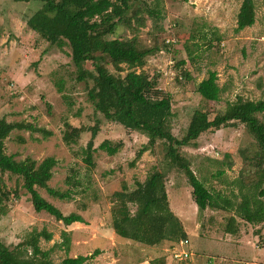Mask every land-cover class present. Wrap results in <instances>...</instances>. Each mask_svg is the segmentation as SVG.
I'll use <instances>...</instances> for the list:
<instances>
[{"label":"rangeland","instance_id":"obj_1","mask_svg":"<svg viewBox=\"0 0 264 264\" xmlns=\"http://www.w3.org/2000/svg\"><path fill=\"white\" fill-rule=\"evenodd\" d=\"M243 3L244 0H134L132 12L128 13L131 23H118L115 33L108 36H137L140 48H158L147 55L143 70L157 78L161 90L171 94L175 113L172 128L178 138L185 134L198 108L213 118L230 111L238 96L264 98V0H253L247 12V21L253 22L240 28ZM41 5L40 1L0 0V119L30 122L53 133L45 136L40 131L15 129L5 141L6 152L15 154L17 160L32 158L37 163L53 156L57 163L48 184L70 190L71 196L60 199L45 188L38 190L64 214L76 212L85 222L65 225L46 211H35L23 177L6 172L1 179L10 196L0 201V240L15 248L30 240L34 232L46 230L52 233V239L41 236L40 246L50 251L49 258L54 262L67 256L90 255L99 249L100 253L87 264H137L146 259L151 264H264V223L250 229L235 210L208 207L200 211L185 173L168 167L162 142L138 157L148 138L95 111L88 96L93 75L86 81L77 79L78 68L92 70V63L75 62L69 46L52 45L27 25L28 17ZM138 8L143 25H138L134 17ZM149 8L158 9L159 18L149 14ZM108 67L120 73L111 64ZM211 71L217 72V82L223 87L218 101L206 100L197 91L198 83ZM61 81L63 91L58 90ZM258 117L264 122V112ZM97 120L100 131L94 146L105 139L122 145L114 155L96 149L94 166H88L83 150L91 139L89 128ZM66 122L86 128L76 143L63 140ZM180 151L208 188L229 197L234 208L241 201L240 189L246 192L254 188L264 172L258 142L242 123L206 131L196 144ZM218 170L223 174L214 177ZM160 171L165 173L169 207L183 223L187 238L183 243L162 240L158 247H149L116 235L112 226L119 214L115 193L124 188L132 190L137 182ZM129 210L134 213L136 206L129 204ZM232 215L236 218L234 226L248 235L243 237V252L237 250L238 254L223 243L228 242L226 226ZM256 233L258 237L253 236ZM175 250L192 252V258L180 260L174 257ZM225 251L229 256H239L227 259ZM26 255L30 256V246Z\"/></svg>","mask_w":264,"mask_h":264},{"label":"trees","instance_id":"obj_2","mask_svg":"<svg viewBox=\"0 0 264 264\" xmlns=\"http://www.w3.org/2000/svg\"><path fill=\"white\" fill-rule=\"evenodd\" d=\"M15 1H40L41 7L28 17L27 25L52 45L61 48L69 46L71 57L75 62L92 63V70L78 68L77 79L86 81L93 75L94 84L88 88V96L97 113L102 114L108 121L118 122L125 128L138 131L148 138L147 143L139 150L138 157L162 142L166 149L168 167H176L185 173L193 188V198L200 211L208 207L235 210L236 216L249 223H264V172L254 188L246 192L243 188L240 189L241 201L234 208V203L229 197L208 188L206 182L191 169L189 160L180 151L184 146L196 144L200 135L206 131L242 123L258 142L261 164L264 161V122L258 117V113L264 112V98L251 100L238 96L231 103L230 111L217 113L213 118H210L207 111L198 108L193 112L185 134L178 138L172 128L175 113L171 94L161 90L157 78L149 76L143 70L147 55L158 48H140L137 36L108 37L115 33L118 23H131L128 13L133 9L134 0ZM252 2L253 0H244L239 19L240 28L253 22L252 19L247 21V12L252 8ZM147 10L149 14L159 18L158 9ZM134 13L137 24L143 25L144 20L138 18L140 9H135ZM110 64L120 73L111 71L108 67ZM124 70L126 73L122 75L121 72ZM185 75L189 76L188 72H185ZM217 79V72L211 71L207 78L198 83L197 91L206 100L220 99L223 87L218 84ZM61 83L63 82L59 83V91H63ZM15 129L40 131L45 136L53 133L30 122H12L5 117L0 119V201L3 196L5 198L10 196L1 179L2 174L9 172L23 177V185L30 194L35 211H46L65 225L85 222L83 216L76 212L64 214L38 190V187L45 188L51 195L60 199L71 196L70 190L62 191L48 184L53 177V167L57 163L53 156L37 163L32 158L17 160L15 154L6 152L5 141ZM89 129L91 139L83 150L86 154L84 161L88 166H94L93 152L96 149L114 155L122 142L114 143L105 139L95 147L94 139L100 131V121L97 120ZM84 130L86 128L66 122L63 140L67 144L76 143ZM222 174L223 170H218L213 175L217 177ZM164 178V172H156L144 182H137L134 189L124 188L115 193L119 214L112 221V226L116 235L150 246H155L162 240L175 242L187 238L183 223L169 207ZM67 182H70L69 178ZM16 195L18 196L17 193ZM129 204L136 206L134 213L129 210ZM235 222L236 218L232 215L226 230L231 233L236 232ZM41 236L46 240L52 239V233L42 230L34 232L30 240L19 243L15 248H10L0 240V264H85L100 253L97 249L90 255L67 256L60 262H54L49 258L50 251L41 248ZM67 240L69 241L68 237ZM28 246H30V256L26 255Z\"/></svg>","mask_w":264,"mask_h":264},{"label":"crops","instance_id":"obj_3","mask_svg":"<svg viewBox=\"0 0 264 264\" xmlns=\"http://www.w3.org/2000/svg\"><path fill=\"white\" fill-rule=\"evenodd\" d=\"M247 222V221H246ZM248 223V225H249V227H250V229H254V224H252V223H249V222H247ZM226 233H227V237H226V239L225 240H228V242L226 241V242H223V241H221V242H223L228 248L229 247H233V248H231L230 250H232V249H236L234 252H236V254H238V252H237V250H239V251H241V253L243 252V250H242V248L244 247L243 246V243L245 242V240L243 241V237H246V236H248L247 235V232L246 231H242L241 229L239 230L237 227H236V232H233V233H231V232H229V231H226ZM258 233V232H257ZM256 233V235H253V236H255V237H258L259 236V234H257ZM263 233V232H262ZM127 240V239H126ZM128 241H130V240H128ZM230 241V242H229ZM149 247H158V245L157 246H150V245H148ZM240 247H241V249H240ZM258 248H260L259 246H258ZM229 250V251H230ZM229 251H225L226 252V254H227V256H226V258L228 259V258H231V259H236V257L237 256H239V255H233V256H229ZM78 256V255H77ZM240 256H242V255H240ZM71 257H75V256H71ZM239 259V258H238ZM85 264H87V263H85ZM137 264H151L150 263V260L149 259H146V260H143V261H141V262H139V263H137Z\"/></svg>","mask_w":264,"mask_h":264},{"label":"built area","instance_id":"obj_4","mask_svg":"<svg viewBox=\"0 0 264 264\" xmlns=\"http://www.w3.org/2000/svg\"><path fill=\"white\" fill-rule=\"evenodd\" d=\"M180 241H181V243H183L184 240H180ZM173 255L176 258L178 257L180 260H186L192 256V252H187V251L178 252L177 250H175L173 252Z\"/></svg>","mask_w":264,"mask_h":264}]
</instances>
